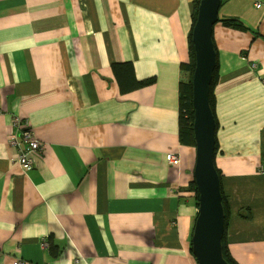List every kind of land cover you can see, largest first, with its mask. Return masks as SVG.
I'll return each mask as SVG.
<instances>
[{
	"label": "crops",
	"instance_id": "crops-1",
	"mask_svg": "<svg viewBox=\"0 0 264 264\" xmlns=\"http://www.w3.org/2000/svg\"><path fill=\"white\" fill-rule=\"evenodd\" d=\"M192 2L0 0V264H198L196 148L179 138ZM218 16L228 247L264 264V0H228ZM126 62L155 84L121 93L112 67ZM26 123L43 146L28 171L8 143Z\"/></svg>",
	"mask_w": 264,
	"mask_h": 264
},
{
	"label": "water",
	"instance_id": "water-1",
	"mask_svg": "<svg viewBox=\"0 0 264 264\" xmlns=\"http://www.w3.org/2000/svg\"><path fill=\"white\" fill-rule=\"evenodd\" d=\"M221 0H202L192 41L196 67L193 74L194 137L196 165L193 171L199 194L198 216L192 252L198 264H229L223 256L226 230L221 179L215 167L216 121L210 106V88L217 66L213 30L219 22Z\"/></svg>",
	"mask_w": 264,
	"mask_h": 264
},
{
	"label": "trees",
	"instance_id": "trees-1",
	"mask_svg": "<svg viewBox=\"0 0 264 264\" xmlns=\"http://www.w3.org/2000/svg\"><path fill=\"white\" fill-rule=\"evenodd\" d=\"M202 0H193L191 4V17H192V27L191 31L189 33L188 41H189V50H190V61L182 66L181 68V74L186 76L187 78H181L180 82V114H179V138L181 143H183V146H196L195 145V137H194V121H195V110L193 106V74L196 67V57H195V50L194 45L192 41V34L193 29L196 25L197 18H198V12L199 7ZM228 0H221V6ZM220 22L228 28L241 30V31H248L250 28L245 26L243 23H241L237 19H224L220 20ZM253 32V31H252ZM214 41V40H213ZM215 46V44H214ZM216 54L218 55L217 48L215 46ZM219 64L217 59V66L213 74V80L211 83L210 88V106L214 114V118L216 121V151H215V157L218 154L219 146L217 141V130H218V123L216 120L215 115V106H216V100H215V88L216 84L218 82V70H219ZM113 72L117 79V82L119 83L121 93L126 94L129 92H133L139 89H143L145 87H149L153 84H155L156 80L148 79L146 81H138L135 75V67L134 64L131 62L126 63H117L113 65ZM216 167V165H215ZM216 170L220 176L221 179V190H222V196H223V206L225 210V218H226V230L223 237V256L224 259L229 264H238L234 258L232 257L229 247H228V241H227V227H228V220L229 216L231 214L230 211V201L228 197L225 195L223 188H222V173L221 171L216 167ZM264 174V173H263ZM188 190H191L193 194H196V204L197 207H199V194L197 191V187L195 182H191ZM48 247L50 249V253L53 257L57 258L60 254V251H58V248L54 246V240L53 237L49 238Z\"/></svg>",
	"mask_w": 264,
	"mask_h": 264
},
{
	"label": "built area",
	"instance_id": "built-area-1",
	"mask_svg": "<svg viewBox=\"0 0 264 264\" xmlns=\"http://www.w3.org/2000/svg\"><path fill=\"white\" fill-rule=\"evenodd\" d=\"M257 7L260 8L261 5H257ZM13 123L15 126L22 125V128H24L25 125L24 121L22 123V119L20 118L14 119ZM8 143L11 147H15L17 149L18 161L24 171H28L33 168V165L38 160V155H40L43 149L40 141L35 138L34 133L27 127V123L21 134L13 133L9 137ZM167 162L173 166H179L181 163L179 156L175 155L174 153L167 154ZM262 173L264 172L262 171ZM14 264L22 263L16 262Z\"/></svg>",
	"mask_w": 264,
	"mask_h": 264
},
{
	"label": "rangeland",
	"instance_id": "rangeland-1",
	"mask_svg": "<svg viewBox=\"0 0 264 264\" xmlns=\"http://www.w3.org/2000/svg\"><path fill=\"white\" fill-rule=\"evenodd\" d=\"M262 171L264 172V170H261V172H262Z\"/></svg>",
	"mask_w": 264,
	"mask_h": 264
}]
</instances>
